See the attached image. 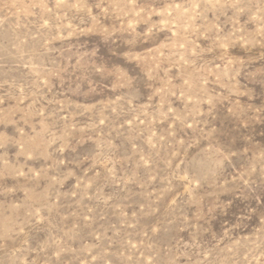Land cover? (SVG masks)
I'll use <instances>...</instances> for the list:
<instances>
[{"label":"rangeland","instance_id":"rangeland-1","mask_svg":"<svg viewBox=\"0 0 264 264\" xmlns=\"http://www.w3.org/2000/svg\"><path fill=\"white\" fill-rule=\"evenodd\" d=\"M0 264H264V0H0Z\"/></svg>","mask_w":264,"mask_h":264}]
</instances>
